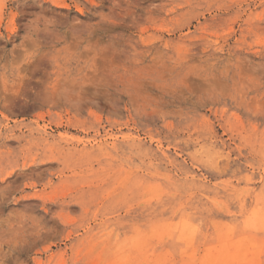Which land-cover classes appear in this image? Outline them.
I'll return each mask as SVG.
<instances>
[{"label": "rangeland", "instance_id": "374dc122", "mask_svg": "<svg viewBox=\"0 0 264 264\" xmlns=\"http://www.w3.org/2000/svg\"><path fill=\"white\" fill-rule=\"evenodd\" d=\"M0 264H264V0H0Z\"/></svg>", "mask_w": 264, "mask_h": 264}, {"label": "bare ground", "instance_id": "6f19581e", "mask_svg": "<svg viewBox=\"0 0 264 264\" xmlns=\"http://www.w3.org/2000/svg\"><path fill=\"white\" fill-rule=\"evenodd\" d=\"M252 240V239H251Z\"/></svg>", "mask_w": 264, "mask_h": 264}]
</instances>
